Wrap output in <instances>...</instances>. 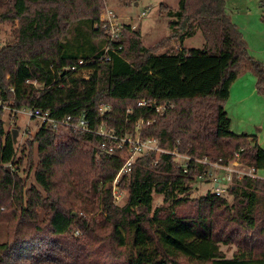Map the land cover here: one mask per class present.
I'll return each mask as SVG.
<instances>
[{"label":"trees","instance_id":"1","mask_svg":"<svg viewBox=\"0 0 264 264\" xmlns=\"http://www.w3.org/2000/svg\"><path fill=\"white\" fill-rule=\"evenodd\" d=\"M104 1L0 0V23H17L13 40L0 44L1 96L55 118L85 115L91 130L41 125L18 158L6 128L12 113L0 112V264H264V178H235L226 192L232 202L226 193L194 195L210 183L204 158L264 169V148L233 131L226 110L246 66L264 95L263 64L249 54L226 0L161 3L170 34L152 48L130 24L110 42L100 27ZM199 31L204 47H184ZM81 59L94 68L89 78L67 69ZM101 129L156 139L164 151L137 158L114 186L129 146ZM173 151L191 157L188 164ZM114 187L127 195L123 204ZM154 194L163 196L156 208ZM217 241L236 250L229 256Z\"/></svg>","mask_w":264,"mask_h":264},{"label":"rangeland","instance_id":"2","mask_svg":"<svg viewBox=\"0 0 264 264\" xmlns=\"http://www.w3.org/2000/svg\"><path fill=\"white\" fill-rule=\"evenodd\" d=\"M166 2L172 7H176L178 0H129V1H120V0H105L104 7L102 10L101 17L108 11L112 10L118 17L119 21L124 24H130L133 29L139 30L141 33V41L146 47L152 48L158 42L169 36V19L166 18L162 12L160 5L161 3ZM146 11V15H143V12ZM17 23H12L10 21H5L0 23V44H4L13 40L12 31L15 28ZM104 30V28H101ZM204 37L199 31L195 36L187 38L183 44L186 48H203L204 47ZM173 46L179 48L180 42L177 40L173 41ZM232 98L228 99V105L226 107L228 114L233 122V131H243L245 129L258 131L259 144L264 148V110L255 107L256 109H243L242 107H237L236 97H237V88L233 87ZM6 128L13 132V130H18V135L16 137V145L18 148L17 157L20 158L22 151L26 149V154H29V143L28 139L33 135V131L39 128L37 121L29 120L26 116H20L16 122L13 119L6 118ZM257 125V127H256ZM28 129L26 134L25 130ZM242 129V130H241ZM30 130V132H29ZM62 133V131H61ZM31 134V135H30ZM13 135V133H12ZM38 144L35 143L33 149L31 150V158L34 163L38 162ZM233 162V161H232ZM214 163V162H213ZM26 161L21 166L22 170L26 167ZM234 166V163H232ZM231 167V166H230ZM232 168V167H231ZM233 168H239V166H234ZM216 173L220 171H215ZM258 175L261 178H264V169L258 170ZM25 176V175H24ZM121 179V178H120ZM119 179V180H120ZM34 182L33 172L31 173L28 184ZM197 191L194 192L195 196L202 195L210 190L209 182L199 183ZM212 190H210L211 194ZM126 194L123 195L121 203L125 201ZM226 199L229 202H232L231 196L225 194ZM163 202V196L154 194L153 208H156ZM218 215H213V220L216 225V239L220 234V227L218 223ZM5 237V225H0V241ZM221 248H223L229 256L233 254L236 250V245L234 243H222L217 241Z\"/></svg>","mask_w":264,"mask_h":264},{"label":"built area","instance_id":"3","mask_svg":"<svg viewBox=\"0 0 264 264\" xmlns=\"http://www.w3.org/2000/svg\"><path fill=\"white\" fill-rule=\"evenodd\" d=\"M264 2V0H263ZM143 15H146V11L143 12ZM100 27L104 28V30L107 32L108 38L110 42L119 41L122 36V27L123 23L119 21L117 15L112 11L108 10L102 17L100 22ZM122 47L119 45L117 47L111 48L110 46L106 47L105 52H108L110 49L113 51H118ZM70 72H72L75 76H82L85 78H89L91 74L94 72V68L91 66H88L85 62V60L81 59L78 61V63L70 66L67 68ZM27 82H30V80H27ZM36 86L38 85L37 81H31ZM144 102H139V105H144ZM101 110L106 111L109 106L106 104L101 105ZM0 112L3 113H12L13 119L20 117V116H26L29 118V120L37 121L39 124V127L41 125H48L51 126L54 130H64V129H73L74 131H91L88 126V121L86 120L85 115H80L77 118H72L71 116H64L55 118L51 116V113L47 110H42L40 108H31V107H23V108H14L12 107L8 101H6L0 94ZM26 134L28 132V129L25 130ZM30 132V130H29ZM101 133L108 135L112 139H115L118 141V147L122 148L125 144H128L129 146V155L125 160V163L121 170L119 171L115 181L114 186L117 185L119 178L123 174L131 173L133 164L139 158L140 156H143L145 154H148L151 151H157L159 153L163 152L164 150L161 149L158 146V141L156 139H143L142 137L137 136H126V137H117L110 133L105 132L104 129H101ZM110 150H113V147H110ZM174 155L177 156V158H181L182 161H185V164H188L187 161L191 159V157L187 155L180 154L176 151L172 152ZM239 156V154H237ZM202 163L208 165L211 167L208 177L210 181V190H212V195L214 197H221L227 192V188L231 186V184L234 182V179H242L244 176H251V177H257L261 178L258 175V172L255 171L254 168H251L249 166H246L242 164L239 160H235L233 162H230L229 164H221L219 162H210L207 158H204L200 160ZM232 163H234V166H239V168H233ZM184 164V163H182ZM188 166V165H187ZM232 168H231V167ZM215 171H220V173H223L222 175L216 173ZM210 190L204 193V196H208L210 193ZM113 194L115 197V200L117 202H121L123 198V193L118 190V188L114 187Z\"/></svg>","mask_w":264,"mask_h":264},{"label":"crops","instance_id":"4","mask_svg":"<svg viewBox=\"0 0 264 264\" xmlns=\"http://www.w3.org/2000/svg\"><path fill=\"white\" fill-rule=\"evenodd\" d=\"M226 10L231 20L242 32L249 54L255 60L260 61L264 67L263 0H226ZM233 87L237 88V107H242L243 109H256L255 107H259L264 110V95L258 90V77L250 66H246L243 69L239 77L232 84L231 91ZM231 98L232 94L230 92L229 99ZM235 132L255 136L259 144L258 131L254 130L252 132L251 130L245 129Z\"/></svg>","mask_w":264,"mask_h":264},{"label":"water","instance_id":"5","mask_svg":"<svg viewBox=\"0 0 264 264\" xmlns=\"http://www.w3.org/2000/svg\"><path fill=\"white\" fill-rule=\"evenodd\" d=\"M12 133H13L14 142H16V137H17V135H18V130L15 129V130H13ZM253 146H256V143H254Z\"/></svg>","mask_w":264,"mask_h":264}]
</instances>
